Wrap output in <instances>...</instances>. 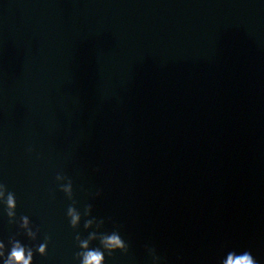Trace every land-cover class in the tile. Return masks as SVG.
Returning a JSON list of instances; mask_svg holds the SVG:
<instances>
[{
    "label": "water",
    "instance_id": "obj_1",
    "mask_svg": "<svg viewBox=\"0 0 264 264\" xmlns=\"http://www.w3.org/2000/svg\"><path fill=\"white\" fill-rule=\"evenodd\" d=\"M0 184L34 264H79L88 204L106 264H264V0H0Z\"/></svg>",
    "mask_w": 264,
    "mask_h": 264
},
{
    "label": "clouds",
    "instance_id": "obj_2",
    "mask_svg": "<svg viewBox=\"0 0 264 264\" xmlns=\"http://www.w3.org/2000/svg\"><path fill=\"white\" fill-rule=\"evenodd\" d=\"M57 181H67V183L60 184V190L63 191L70 200H73V204L67 209V216L69 217L70 225L73 229H78L82 215L75 206L76 201L73 199V183L72 180L63 174H57ZM0 202L6 205V213L9 217V222H16V209L17 200L16 195L13 192L8 191L4 184H0ZM92 205L88 204L84 208L83 215L89 217L84 222L85 229H97L96 231H90L87 238L81 237L79 234L75 236L76 242L80 248V251L76 253V258L79 260V264H106L105 252L108 256H112L115 252L119 251L127 254L129 251V245L121 237L120 232L112 231L111 233H103L99 230L103 228L105 221L103 219H97L92 216ZM19 227L24 230L26 235L33 241L37 239L39 228L33 231V227L29 226L30 219L27 216L20 217ZM51 237H45V243H40L36 246L35 252H38L41 256H46L48 251V242ZM99 241L100 247H91L93 241ZM8 243L11 245L10 250L5 252V243L0 241V259L3 264H34V250L32 247L25 246L15 237L9 239ZM47 249V251H46ZM148 252L152 258V264H162V257L157 255L156 250L152 247L148 248ZM220 264H258V261L253 257L250 251H243L237 253L236 251H230L226 254V258H222Z\"/></svg>",
    "mask_w": 264,
    "mask_h": 264
}]
</instances>
